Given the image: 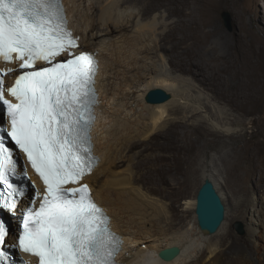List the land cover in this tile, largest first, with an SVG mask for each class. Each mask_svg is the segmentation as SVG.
Listing matches in <instances>:
<instances>
[{"label":"bare ground","instance_id":"bare-ground-1","mask_svg":"<svg viewBox=\"0 0 264 264\" xmlns=\"http://www.w3.org/2000/svg\"><path fill=\"white\" fill-rule=\"evenodd\" d=\"M86 1L90 2L88 8L85 5ZM164 1L166 0H65L71 26L79 36L83 34L80 36L81 46L77 52L98 50L101 58V70L98 75L101 103L98 107L99 120L94 135L96 153L102 157L96 169L84 181L90 183L94 198L106 207L113 217L114 228L125 238L120 256L124 264H183L189 263L190 259L202 251L203 244L198 243V237L191 234L194 232L189 227L191 223L186 222L187 213L196 209L197 196L186 198L182 210L179 203L186 197L185 186L188 185L192 172L191 159L197 155L199 140L203 139L206 144H211L209 135L216 138L229 135V132L209 130L202 119L193 126L191 135L186 140L182 137L181 128L192 124L189 122L190 116L187 119L175 118L169 124H166L164 119L170 116V109L184 112L185 108H188L196 112L208 107L211 116L221 119L222 114L217 107L204 105L203 95L192 93L198 85L196 83L191 87V81L197 80L204 85L216 100H226L235 93L240 94V97L241 91L249 90L257 83L259 78L257 68L261 67L259 56L264 49V38L256 37L250 32L243 33L242 29L245 28L243 23L242 29L235 34V41L232 42L223 34L215 13L219 5L209 0H187L184 7H179V11L175 13L177 19L171 27L172 32L163 38L154 36L159 30L156 23L151 25L150 29H143L144 26L139 23L133 32L131 39L133 44L130 42L133 46L128 43L129 46L126 39H120V34L132 26V18L135 15L139 16V20L141 17H152ZM78 2L80 3L77 4ZM129 2L139 7L138 13H127L123 10ZM224 2L238 5L237 0ZM98 9L100 13L96 14ZM94 16H99L98 20L102 23V28L98 29L100 32L96 31L98 20ZM76 17L79 24L75 22ZM209 27L211 29H208ZM172 41H176L179 49L177 59L171 61L170 58V63L190 78L184 81L186 84L181 85V88H184L181 90L178 86L181 84L179 79L170 77V72V76L164 74L167 71L164 67L166 62L162 64L163 66L157 63L159 69L156 66L155 70L165 72L160 79L154 81L155 85H152L164 88L173 94V97L167 103L149 106L151 108L147 109L151 122L148 121L150 124L144 126L139 119L140 107L142 108L140 104L145 100L146 94L136 96L134 93L136 91L134 87L140 81L143 71L139 69L133 72L132 69L136 66L131 65L136 63L134 59L136 55L155 54L157 57L160 56L161 50L170 54L175 47L174 44L171 45ZM85 44L90 45V48H86ZM229 70L233 71V81L228 80L226 75ZM163 120L166 123H163ZM234 122L236 119L232 120V123ZM239 131L240 129L236 132L240 133ZM143 135L146 139L160 137L164 140L163 148L166 150L147 164L135 156L138 154L142 142L140 137L143 138ZM232 150L235 155L244 154L243 149L239 151L233 147ZM247 150L252 151L250 147ZM131 153L135 156L131 168L123 172L121 167ZM250 164L251 173L262 166L257 167L253 162ZM233 171L237 174V181L244 182L245 178L242 177L244 166L239 165L238 160L233 165ZM102 175L106 178L100 183L98 178ZM203 176L211 177L207 168H204ZM139 184H147L150 193L145 192ZM160 184L167 186V191L163 192L162 196L168 198L169 202L154 195L160 192ZM257 184L261 188L258 181ZM247 192L250 194L252 191L247 188ZM110 193L121 194L119 207L112 205L111 202L113 204L115 202L114 199L112 201V198L109 199ZM244 197L245 200L240 202V206L250 202L255 207L253 212L250 211L253 218L249 233L256 240L253 252L256 259L251 262L249 259L230 258L227 264H264V209H257V197ZM163 222L166 225H163ZM178 226L180 228L176 229ZM173 229L176 231L171 233V242L155 244L161 234H169ZM174 244L182 249L181 255L172 261L162 260L160 251ZM224 245H228L225 251L236 252L234 241L230 242L229 235H224L218 245H206L209 255L202 264H219L217 259L221 256Z\"/></svg>","mask_w":264,"mask_h":264},{"label":"snow or ice","instance_id":"snow-or-ice-1","mask_svg":"<svg viewBox=\"0 0 264 264\" xmlns=\"http://www.w3.org/2000/svg\"><path fill=\"white\" fill-rule=\"evenodd\" d=\"M78 47L61 0H0V61L18 65L7 88L14 70L0 73V212L19 224L13 234L0 218V264H26L6 248L39 264H115L120 240L82 183L97 162L89 136L96 62ZM10 144L43 182L41 192L31 185V198L13 182L27 176Z\"/></svg>","mask_w":264,"mask_h":264},{"label":"rangeland","instance_id":"rangeland-1","mask_svg":"<svg viewBox=\"0 0 264 264\" xmlns=\"http://www.w3.org/2000/svg\"><path fill=\"white\" fill-rule=\"evenodd\" d=\"M209 1L215 2L219 5L215 12L217 16V23L222 28L221 30L223 34H225L232 42L235 41V34L242 29L241 23L245 25V28L242 29L243 33L248 34L250 32L256 37L258 36L260 38H264V0H237V6L232 3H226L224 2V0ZM186 2L187 0H166L162 3V5L159 6L160 8L155 11L152 17H141V19L139 20V16L135 15L132 18V26L127 30H124L123 34H120V39H126V43L130 44V42H132L131 39L134 34L133 32L135 31L139 23L144 26L143 29H150V26L156 23L159 30L157 34L155 33L156 35L154 34V36L163 38L166 34L172 32L171 27L177 19L175 13L179 11V7H184V4H186ZM79 3L80 2H78L77 4ZM86 3L85 5L88 8L90 2L86 1ZM143 3L147 4L145 3V1H143ZM85 8L84 10L86 11ZM123 10L127 11V13H138L139 7L133 2H129L123 7ZM88 11L90 13L89 9ZM224 12H230L233 23L232 28L226 26L223 19ZM99 13L100 10H96V14ZM94 17L98 20L99 16ZM80 18H82L81 15ZM75 19H77V21L75 22L79 24L78 18L76 17ZM241 19L243 21H241ZM101 28L102 23L100 20H98L96 31L100 32V30L98 29ZM208 29H211V27H209ZM170 43L171 45H175L174 49L169 52L170 54H167L166 52L161 50L160 56L157 57L155 54L151 56L146 54L135 56L134 59L136 60V63L134 62L131 65L136 66L134 68L135 71L134 69H132L133 72H136L139 69L143 71V75L141 76L140 81H138L134 87V89L136 90L134 92L136 96H141V94H146L149 90L156 88L152 84L155 85L156 82L154 81L160 79L161 76H163L162 74L165 72H162L161 70H155L158 64L164 65V63L166 62L164 67L167 70L166 72L168 73L165 72L164 74L170 76L169 74L171 73L170 77L179 79L178 81L181 84L178 83L180 84L178 86L180 88L182 87V84H186V82L184 81L190 78L188 75H186V73H182L179 69L175 68V66L170 63V58L171 61L177 59L179 49V45L176 43V41H172ZM131 44H133V42ZM85 47L90 48V45H86ZM229 52L231 53L232 51ZM259 61L261 62V67L259 69L257 68V71L259 73L257 83L251 89L241 91L240 97V94L235 93L226 100H216L213 98L212 93L209 91V89L205 88L204 85L199 83L197 80L191 81V87L196 83L198 85L197 88H194V90H192V93L203 95L204 105H210L212 108L217 107L222 114L221 119H216L215 117L211 116L208 107L205 109H200V111L196 112H192V110L188 108H185L186 111L184 112H178L176 110L170 109V116L164 119L167 123L163 120V123L169 124L175 118L184 117L187 119V117L190 116V121H188L192 124L188 125L187 127L181 128L182 137L186 140L191 135L193 126L198 124L202 119L204 120V124L209 130L217 131L219 133H223V130H227L229 132V135L220 137L218 136L216 138H214V135H209L211 144H206L203 139H200L198 148L196 150L197 155L192 156L191 178L189 179L188 185L185 186V190L187 191L185 192L186 197H184V199L182 198L180 200L181 203H179L180 205H182L181 210L185 207V204L183 202L186 200V198L191 199L193 197H196L205 179L211 178L226 207V218L222 227L217 233L208 234L200 229L196 209L187 213L186 222L191 223L189 227L192 229V231H194L191 234L196 238L198 237V243H202L203 245L201 246L202 251L200 250L201 252L199 255L197 254L195 256L196 258L193 257L192 259H190L189 263L184 262L183 264H202V261L205 260L209 255V252L206 250V245H218L221 242L222 236L227 234L230 237V242L234 241L236 252H227L225 251V248L228 245L222 246L223 252L217 259L219 264H224V262L225 264H227L230 258H241L242 260L249 259L251 262H254L256 259V256H253L256 240L249 233V227H251V218H253L252 214H250V211L253 212V209H255V207H253L250 202H247L246 205L240 206V202H243L245 200L244 196L257 197V209H264V49H262V53H260ZM144 74L146 75L145 77ZM226 75L228 77V80L233 81L234 78L232 70H229ZM155 76L157 77V79ZM181 90H184V88H181ZM140 105L142 106V108L140 107L141 118L139 120L142 125L145 124L144 126H148L151 122L148 114V111L151 108L149 106L154 105L147 103L146 100H143ZM141 109L143 111L147 109V111L144 112L146 115L145 118V115H143L144 113ZM233 119H236V122L232 123ZM239 129L240 133H237L236 131ZM144 137L145 135H143V138L142 136L140 137V141H142L141 146L140 148H138V154L135 156L139 157L145 164H147L150 163V160H155L160 155V153H163L166 150L163 148L164 140H162L160 137L149 139H146ZM233 147L237 148V150L239 151L243 149L244 154L240 156L235 155L234 151L232 150ZM248 147H250L252 151H248ZM135 156L133 153L128 155L126 161L121 167L123 172H126L128 171V168H131L130 165ZM236 160H238L239 165L243 164L244 166V172L242 174V177L245 178L244 182H238L237 174L233 171V165H235ZM250 162H253L254 164L256 163L257 167L259 165L262 166L258 168L257 171L251 173L249 171V166L251 165ZM204 168H207L209 170V174L211 175V177L203 176ZM105 178L106 176L102 175L100 178H98V180L101 183ZM257 181L260 183L261 188L257 184ZM177 182V184H179V181ZM139 186H141V188L145 192L150 193L149 186L147 184H139ZM159 188L160 192L154 195L161 198L165 202H169L168 198L162 196V193L167 191V186L160 184ZM247 188L251 189L252 192L250 194L247 192ZM109 199H111V201L114 199V204L113 202H110L113 206L116 205L115 207H119V202L122 200V196L121 194L110 193ZM239 224H242V229L244 231L243 233H241L240 231ZM163 225H166V223L163 222ZM178 228L180 227H176V229ZM176 229L171 230L169 234H161L162 236H160V240L158 239L155 244L161 245L171 242V233H173L172 231H176ZM160 241L162 243H160ZM173 246H176V244H174Z\"/></svg>","mask_w":264,"mask_h":264},{"label":"water","instance_id":"water-1","mask_svg":"<svg viewBox=\"0 0 264 264\" xmlns=\"http://www.w3.org/2000/svg\"><path fill=\"white\" fill-rule=\"evenodd\" d=\"M223 19L227 27L232 28V16L230 12L223 13ZM172 94L164 88H154L146 93L145 100L149 104H162L168 102ZM196 214L200 229L208 234L217 233L222 227L226 218V207L218 193L211 178H206L197 195ZM243 233L242 224H239ZM182 249L179 246L165 248L159 255L164 261H172L181 255Z\"/></svg>","mask_w":264,"mask_h":264}]
</instances>
